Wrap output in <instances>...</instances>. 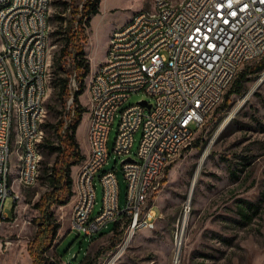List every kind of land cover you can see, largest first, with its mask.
I'll use <instances>...</instances> for the list:
<instances>
[{
	"label": "built area",
	"instance_id": "2783aa9c",
	"mask_svg": "<svg viewBox=\"0 0 264 264\" xmlns=\"http://www.w3.org/2000/svg\"><path fill=\"white\" fill-rule=\"evenodd\" d=\"M48 2L0 0V230L8 196L18 197L9 176L18 171L20 151H27L21 180L25 187L34 186L39 175L33 172V162L42 163ZM174 2L155 0L152 8L138 12L137 24L120 26V37L108 45L110 54L103 60L106 69L94 72L90 81L89 152L74 180L71 200L73 228L87 236L125 218L135 232L139 224L155 226L156 212L149 201L185 149L181 141L188 146L193 142L241 70L264 57V0H189L181 9H174ZM76 81V74L71 75L72 96ZM141 91L152 101L127 105ZM117 117L113 152L125 157V207L120 205L116 171L105 169ZM8 138H15V145H8ZM128 157L133 160L124 161ZM98 181L103 203L94 214ZM147 184H154V192H147ZM137 215H144V222H137Z\"/></svg>",
	"mask_w": 264,
	"mask_h": 264
},
{
	"label": "rangeland",
	"instance_id": "374dc122",
	"mask_svg": "<svg viewBox=\"0 0 264 264\" xmlns=\"http://www.w3.org/2000/svg\"><path fill=\"white\" fill-rule=\"evenodd\" d=\"M83 1L52 0L48 46L50 77L47 113L42 123L44 139L40 176L34 186L25 187L18 180V171H12L13 188L18 197L9 195L5 202L7 217L0 230V264H33L29 245L41 226L36 203L51 188L49 168L57 155L51 147L59 143L54 124L75 107L72 95L66 109L58 97V84L67 76L60 67L64 66L69 73L73 71L71 57H61L66 42L62 33L66 20L61 19V15L72 18L73 10ZM154 3L155 0H100V11L92 15L86 25L84 46L90 72L83 77L84 91L79 96L83 119L77 131L85 155L89 148V84L92 76L104 62L114 30L126 25L139 11L152 8ZM75 16L78 18L77 13ZM257 62L249 63L243 69ZM74 74L73 71L71 75ZM80 77L77 75V87ZM142 99L152 101L149 94L141 91L133 94L127 105ZM119 120L117 117L110 132V158L105 169L116 171L120 205L125 207L128 186L122 168L125 157H118L113 152ZM141 138L142 129L135 135L134 154ZM82 163L72 167L74 180ZM17 168L18 159L15 161ZM166 177L167 181L161 183L149 201L156 212L155 226L137 229L112 264H264V69L251 70L240 92L230 93L225 111L214 110L193 142L170 166ZM97 186L94 214L100 211L103 203L99 181ZM243 199L256 204L247 209L250 219L241 215L239 206ZM52 211L60 227L46 253V264H71L75 254L78 255L74 264H89L101 249L104 251L96 264H106L114 258L129 231V219L125 218L120 222L119 230H123L120 238L113 230L114 221L90 237L71 228V201L54 205Z\"/></svg>",
	"mask_w": 264,
	"mask_h": 264
},
{
	"label": "trees",
	"instance_id": "16d2710c",
	"mask_svg": "<svg viewBox=\"0 0 264 264\" xmlns=\"http://www.w3.org/2000/svg\"><path fill=\"white\" fill-rule=\"evenodd\" d=\"M78 0H72L75 3ZM80 4V3H79ZM78 4L77 9L73 10L75 13L72 18L63 17L61 19L66 20V26L63 27V34L65 35V45L62 47L61 57L66 58L68 56L72 59V69L77 75L81 76L78 88L73 90V97L75 104L74 108L66 111L65 115H62L60 119L54 124L55 131L58 136L59 143L53 145L51 148L57 152L56 158L49 168V177L51 181V188L43 193L36 203V207L40 211V217L38 219L41 223L40 230L36 237L31 241L29 245V251L33 258V264H46L47 251L52 246L60 227V224L55 221L52 208L54 205H63L71 201L74 190V178L72 176V167L79 164L86 159V155L82 151L80 141L77 137L78 128L83 119V108L80 105L79 96L84 91L83 77L90 72V64L86 58V51L84 46V40L86 39V25L90 22L91 16L97 14L100 11V0H85L82 7ZM76 13L78 18H76ZM264 69V57L258 60L254 66H248L246 69L241 70L236 78L233 86L231 87L229 94L223 104L217 107L218 112H223L228 107L230 93H238L244 86V82L247 80L251 70ZM60 70L65 72L67 76L61 78L58 84V97L64 108H67L68 98L72 95L71 87V74L64 66L60 67ZM167 181V177L163 179L162 183ZM243 204L239 206L241 215L251 218L247 209H252L254 202L243 199ZM120 221L114 223L113 230L116 236L120 238L123 230H119ZM111 245L110 247H113ZM104 250H99L95 259L89 264H96L98 257ZM74 264L73 256L70 261ZM50 264H56L51 262Z\"/></svg>",
	"mask_w": 264,
	"mask_h": 264
},
{
	"label": "bare ground",
	"instance_id": "6f19581e",
	"mask_svg": "<svg viewBox=\"0 0 264 264\" xmlns=\"http://www.w3.org/2000/svg\"><path fill=\"white\" fill-rule=\"evenodd\" d=\"M188 1L189 0H176V2H174V9H181V6H183V4L187 3ZM51 6H52V0H49L48 7H47L48 16H50ZM0 19H2V7H0ZM137 21H138V13H136L127 24H137ZM0 32H1V22H0ZM49 32H50V23L47 22V34H49ZM119 37H120V28L115 29L114 32L112 33L109 45H115V41ZM48 46H49V37H46L45 57H44V63H43V72L45 73V75H47L46 90H48L49 77H50L49 67H48L49 66ZM107 54H110V46L108 47ZM105 69H106V61H104L95 72H102ZM8 145H15V138H8ZM186 147H188V141H181V148H186ZM17 159H18V168H17L18 169V180L20 184H23L21 180H22V176H26L25 159H27V151H20V157H18ZM40 166H41L40 162H33V172L39 173L38 177L35 179V184L39 180ZM9 183L11 184V187L13 188L12 173L9 176ZM23 186L25 185L23 184ZM147 192H154V184H147ZM16 194L18 195V192H16ZM137 222H144V215H137ZM140 227L152 228L150 224H139V228ZM71 228H73V223L71 225ZM134 234H135V227H129V231L125 237L124 242L120 246L119 250L113 255L114 258H112L106 264H112L116 260L115 256L118 257L120 253L127 247V245L131 241ZM178 247H179V243H178ZM178 254H179V251H178Z\"/></svg>",
	"mask_w": 264,
	"mask_h": 264
},
{
	"label": "water",
	"instance_id": "95a60500",
	"mask_svg": "<svg viewBox=\"0 0 264 264\" xmlns=\"http://www.w3.org/2000/svg\"><path fill=\"white\" fill-rule=\"evenodd\" d=\"M144 102H145V101H144ZM145 103H146V102H145ZM149 107H151V104H149ZM132 160H133V158L128 157V158H126L124 161H132ZM180 245H181V240L179 241L178 251H180ZM77 255H78V254H75V255L73 256V260H76Z\"/></svg>",
	"mask_w": 264,
	"mask_h": 264
},
{
	"label": "crops",
	"instance_id": "0c3cea01",
	"mask_svg": "<svg viewBox=\"0 0 264 264\" xmlns=\"http://www.w3.org/2000/svg\"><path fill=\"white\" fill-rule=\"evenodd\" d=\"M104 59H105V57H104ZM81 147L83 148L82 143H81ZM83 152H84V150H83ZM88 152H89V148H88V151H87V155H88ZM87 155H86V157H87Z\"/></svg>",
	"mask_w": 264,
	"mask_h": 264
}]
</instances>
